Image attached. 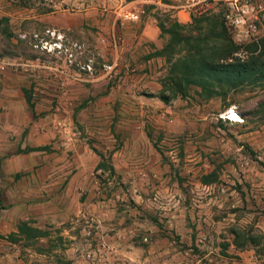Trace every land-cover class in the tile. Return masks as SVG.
Listing matches in <instances>:
<instances>
[{
	"label": "rangeland",
	"instance_id": "rangeland-1",
	"mask_svg": "<svg viewBox=\"0 0 264 264\" xmlns=\"http://www.w3.org/2000/svg\"><path fill=\"white\" fill-rule=\"evenodd\" d=\"M214 10L183 30L149 13L160 44L133 57L110 24L0 18V264H264V70L189 84L179 42L204 48L195 24H219L222 45L224 24L229 63L264 62V17L236 43Z\"/></svg>",
	"mask_w": 264,
	"mask_h": 264
},
{
	"label": "crops",
	"instance_id": "crops-1",
	"mask_svg": "<svg viewBox=\"0 0 264 264\" xmlns=\"http://www.w3.org/2000/svg\"><path fill=\"white\" fill-rule=\"evenodd\" d=\"M25 0L24 7L19 5L18 0H0V18L5 17L9 19L11 24H34L35 21L39 23L48 24L47 19H54L55 26L54 29H48L49 33H54L57 36L62 35V30L64 29L63 24H72V30H78L80 27L86 25L88 28L103 27V24H110L104 28L112 30L118 29L124 34L125 43L128 46L127 51L130 53L129 56L133 57L135 52L131 51L134 45L149 44L158 46L160 44L161 31L159 29V24H157L156 18L149 15L161 12L165 14H170L171 17L177 19L179 23L185 24L188 20V15L184 12L175 9L174 6L170 8L156 11L150 8L146 9L145 15L141 18V21L145 18L146 23L135 24L130 22H119L121 24H116L117 19L114 17L113 13L109 11L110 4H108V9L105 10L104 6L106 0ZM37 5L40 8L44 5L49 6L52 10L49 12L42 11L43 9L37 10ZM68 14V15H66ZM70 14V15H69ZM65 16H69L71 22L67 20L64 21ZM56 24V25H55ZM46 28V27H44ZM131 46V47H130ZM131 48V50H130ZM0 203L3 200V191L0 188ZM4 213L11 211L10 205H7V209L3 210ZM6 215L0 211V227L4 224ZM159 259L158 256H156ZM176 255H171L168 264H175ZM70 264H75L71 262Z\"/></svg>",
	"mask_w": 264,
	"mask_h": 264
},
{
	"label": "built area",
	"instance_id": "built-area-1",
	"mask_svg": "<svg viewBox=\"0 0 264 264\" xmlns=\"http://www.w3.org/2000/svg\"><path fill=\"white\" fill-rule=\"evenodd\" d=\"M108 4L112 5L109 9L117 19L130 23L140 22L148 8L161 11L174 6L188 15L187 24L223 7L225 24L236 43L257 38L258 24L264 17V0H106L105 10Z\"/></svg>",
	"mask_w": 264,
	"mask_h": 264
},
{
	"label": "trees",
	"instance_id": "trees-1",
	"mask_svg": "<svg viewBox=\"0 0 264 264\" xmlns=\"http://www.w3.org/2000/svg\"><path fill=\"white\" fill-rule=\"evenodd\" d=\"M174 25L182 30L188 26L183 24ZM195 25L196 27L193 29L197 31H206V35H204L205 40H203V42L209 44L205 45L204 48H200V46L192 44L195 43V40L192 38L184 37L179 39L180 43L187 46L188 58L189 60H192L190 63L188 59L183 62L185 72L183 73L182 80L184 82L196 84L203 83L206 80V83L212 82L215 84H221L222 86H231L236 83H244L250 80L253 76L262 77L263 73L261 70H264V62H262L260 57L252 58L243 64H240L239 62H228V60L231 59V56L235 53V47L231 41V35H229L224 24H221L222 30L220 34L218 33L217 37V39L221 40L223 44H220L219 46L217 45L220 50L216 55L211 54L217 48L215 42L212 41L211 38L216 34L219 24H206V26L209 27L208 29H203V24ZM198 57L200 58L196 60L195 58Z\"/></svg>",
	"mask_w": 264,
	"mask_h": 264
},
{
	"label": "bare ground",
	"instance_id": "bare-ground-1",
	"mask_svg": "<svg viewBox=\"0 0 264 264\" xmlns=\"http://www.w3.org/2000/svg\"><path fill=\"white\" fill-rule=\"evenodd\" d=\"M231 120H236V119H238V117L236 116V115H231L230 117H229Z\"/></svg>",
	"mask_w": 264,
	"mask_h": 264
}]
</instances>
